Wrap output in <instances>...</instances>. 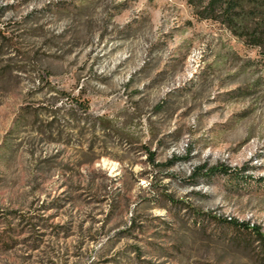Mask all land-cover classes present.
Instances as JSON below:
<instances>
[{
    "label": "rangeland",
    "instance_id": "374dc122",
    "mask_svg": "<svg viewBox=\"0 0 264 264\" xmlns=\"http://www.w3.org/2000/svg\"><path fill=\"white\" fill-rule=\"evenodd\" d=\"M0 264H264L260 49L189 0H0Z\"/></svg>",
    "mask_w": 264,
    "mask_h": 264
},
{
    "label": "trees",
    "instance_id": "16d2710c",
    "mask_svg": "<svg viewBox=\"0 0 264 264\" xmlns=\"http://www.w3.org/2000/svg\"><path fill=\"white\" fill-rule=\"evenodd\" d=\"M196 13L224 25L235 36L260 49L264 56V0H189ZM83 111H86L84 108ZM148 161L153 167L171 166L178 158L172 156L164 163L156 161L154 151L146 148ZM230 168L224 164L208 166L199 164L189 174L191 183L214 174H228ZM236 222V221H233ZM248 227L244 222L237 223Z\"/></svg>",
    "mask_w": 264,
    "mask_h": 264
}]
</instances>
